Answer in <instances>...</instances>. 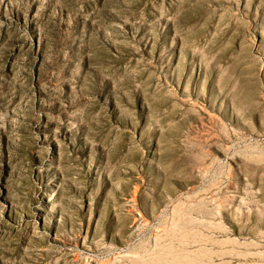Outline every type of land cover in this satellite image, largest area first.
<instances>
[{
  "label": "rangeland",
  "instance_id": "374dc122",
  "mask_svg": "<svg viewBox=\"0 0 264 264\" xmlns=\"http://www.w3.org/2000/svg\"><path fill=\"white\" fill-rule=\"evenodd\" d=\"M0 264H264V0H0Z\"/></svg>",
  "mask_w": 264,
  "mask_h": 264
}]
</instances>
